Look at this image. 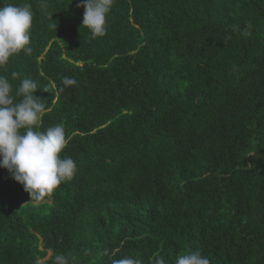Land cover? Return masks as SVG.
<instances>
[{"label":"trees","instance_id":"trees-1","mask_svg":"<svg viewBox=\"0 0 264 264\" xmlns=\"http://www.w3.org/2000/svg\"><path fill=\"white\" fill-rule=\"evenodd\" d=\"M11 2L33 51L0 75L37 83L78 171L37 204L0 168V264H264V0H115L97 38L83 0Z\"/></svg>","mask_w":264,"mask_h":264},{"label":"clouds","instance_id":"clouds-1","mask_svg":"<svg viewBox=\"0 0 264 264\" xmlns=\"http://www.w3.org/2000/svg\"><path fill=\"white\" fill-rule=\"evenodd\" d=\"M39 3L42 8L47 7V0H39ZM114 4L115 0H83L78 5L84 8L82 26L94 38L106 35L107 17ZM0 5V71H6L10 58L20 53L30 55L33 51L31 28L34 13L31 3L27 2L18 5L11 0H0ZM52 15H48L52 21L49 28L57 30ZM242 35L248 36L250 32L243 30ZM11 75L15 78L18 74ZM62 84L61 91L64 87L77 85V81L66 76ZM38 89L34 80L23 78L13 93L8 76L0 75V168L7 169L13 179L23 185L30 201L37 204L50 198L78 171L72 157L61 155L68 144L63 125L39 130L46 105L35 95ZM52 264H70V260L60 253L53 256ZM114 264H141V261L126 256L115 260ZM152 264H165V260L162 256H155ZM175 264H210V260L201 251L191 250L179 255Z\"/></svg>","mask_w":264,"mask_h":264}]
</instances>
